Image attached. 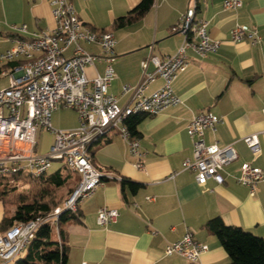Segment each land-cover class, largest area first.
Returning a JSON list of instances; mask_svg holds the SVG:
<instances>
[{
    "label": "crops",
    "instance_id": "crops-1",
    "mask_svg": "<svg viewBox=\"0 0 264 264\" xmlns=\"http://www.w3.org/2000/svg\"><path fill=\"white\" fill-rule=\"evenodd\" d=\"M51 1L0 0V53L11 47L15 38H28L34 32L54 28ZM71 1L85 25L111 31L115 37V77L109 90L120 105L129 96L122 93V85H136L141 80L140 63L151 50L160 57L176 52L183 36L170 28L191 3L154 0L143 17L114 28V20L126 15L140 0ZM194 2L196 16L208 21L210 36L220 40L221 46L203 57L187 49V66L172 82L181 102L139 121L136 137L145 152L142 167L135 166L138 160L129 154L127 141L114 132L92 144L91 163L109 178L92 196L79 202L80 219L63 226L66 264H228V254L220 241L205 228L206 222L216 217L264 239V181L258 183L253 195L236 181L244 162L264 172V0H242L236 9H225L223 0ZM236 24L255 28L259 40L232 42L230 32ZM21 26L24 30L18 29ZM81 46L92 53L100 52L97 44L82 42ZM148 69H153L152 64ZM103 71V62L87 68L89 77L102 75ZM162 83L156 78L145 94ZM202 112L221 117L215 130L205 132V142L231 145L237 153V159L224 167L222 184L209 179L198 185L194 172L183 168V161L192 158L186 125ZM254 133L261 146L256 156L242 139ZM73 177L78 181V174L73 173ZM128 181L137 188L132 190ZM103 206L118 211L117 220L106 226L96 219ZM14 209L0 201V234L4 232L2 220ZM187 230L208 245V251L197 262L163 252L166 244L180 239Z\"/></svg>",
    "mask_w": 264,
    "mask_h": 264
},
{
    "label": "built area",
    "instance_id": "built-area-1",
    "mask_svg": "<svg viewBox=\"0 0 264 264\" xmlns=\"http://www.w3.org/2000/svg\"><path fill=\"white\" fill-rule=\"evenodd\" d=\"M242 0H223L225 9H236ZM196 5H190L171 26L173 33L181 34L183 41L172 55L160 57L150 53L140 63L142 77L136 85L123 84L127 101L120 105L109 86L115 77V37L111 31L94 29L78 17L71 0H52L51 14L55 22L51 30L34 32L28 38H15L11 47L0 53V74L8 76V87L0 90V176L17 173L39 177L49 170L51 161H61L79 179L61 205L46 216H37L27 222H16L0 234V262L7 263L26 249L35 237L37 228L48 223L57 230L62 212H76L81 200L93 195L109 178L91 163L90 148L113 132L127 141L129 154L137 158L135 166L142 167L145 152L139 139L131 137L125 120L132 114L156 115L169 106L181 102L172 88V82L187 66L186 50L198 56L216 52L221 41L210 36L208 21L197 17ZM24 30V26H21ZM232 42L244 39L255 43L257 30L245 24H236L230 32ZM97 44L99 53L85 50L81 43ZM71 51L67 53L68 49ZM96 62L104 63L103 74L89 77L87 68ZM11 64V65H8ZM152 64L153 69L148 66ZM161 78L162 85L145 94L148 84ZM59 108H70L77 113L78 125L73 129L56 130L51 115ZM264 115V107L262 108ZM221 117L211 112L195 114L186 125L192 142V158L183 161V168L194 172L195 182L202 185L211 179L224 182V167L237 159L231 145L207 144V130H215ZM39 130L53 134L47 152L36 151ZM243 142L256 156L261 152L258 135L248 134ZM171 177L174 173L170 174ZM236 181L253 195L258 183L264 181L260 167L248 162L240 165ZM148 200L152 198L148 197ZM118 211L103 206L97 211V223L106 226L117 220ZM208 251V245L194 238L191 231L164 247L165 255L177 254L190 262H197ZM84 264V263H83Z\"/></svg>",
    "mask_w": 264,
    "mask_h": 264
},
{
    "label": "trees",
    "instance_id": "trees-1",
    "mask_svg": "<svg viewBox=\"0 0 264 264\" xmlns=\"http://www.w3.org/2000/svg\"><path fill=\"white\" fill-rule=\"evenodd\" d=\"M153 3L154 0H140L126 15L116 18L113 27L123 28L140 19ZM143 116H145L143 113L132 114L124 121L131 137L137 136V125ZM76 182L73 172L63 164L54 172L45 173L39 177L22 173L0 176V201L15 206L14 211L2 220L4 230L16 222H27L37 216H46L57 206L62 197L56 199L55 192L60 188H66L68 191L65 197H67ZM28 183L38 184V189L29 195V200L28 195H24L23 192L11 199L12 193L20 185ZM129 183L132 190L138 186L133 182ZM79 219L78 210L73 213L65 211L58 218L57 230L48 223L41 224L35 232L34 239L26 247V255L17 259L14 264H66L67 247L62 239L63 226L68 222L75 223ZM205 228L220 241L228 254V264H264V239L260 236L237 226L226 225L218 217L208 220ZM53 233H55V239L52 237Z\"/></svg>",
    "mask_w": 264,
    "mask_h": 264
},
{
    "label": "rangeland",
    "instance_id": "rangeland-1",
    "mask_svg": "<svg viewBox=\"0 0 264 264\" xmlns=\"http://www.w3.org/2000/svg\"><path fill=\"white\" fill-rule=\"evenodd\" d=\"M8 76L7 77H0V90L8 87ZM51 125L54 129L56 130H66V129H73L77 127L78 122H77V115L73 109L70 108H59L58 110L54 111L51 117ZM53 140V134L51 132L45 131V130H39L37 135H36V141H37V152L39 154H44L47 152L50 144L52 143ZM62 165L61 161L58 160H53L51 161V166L47 173H52L54 172L57 168H59ZM76 176V173H74ZM38 189V184L37 183H28V184H23L20 185L16 191H14L11 195V199L14 198V196L20 192H23L24 195H28L27 199H30V196L32 193H34ZM66 188H60L57 192H55L56 199H59V203L57 206L61 205L63 200L66 198ZM56 206V207H57ZM55 232V230H54ZM52 237L55 239V233L52 234ZM26 250H23L19 256L16 258L10 260L6 264H14L17 259L23 258L26 255Z\"/></svg>",
    "mask_w": 264,
    "mask_h": 264
}]
</instances>
